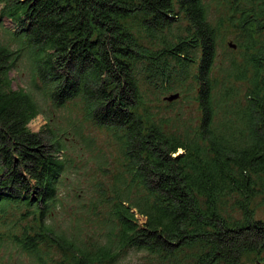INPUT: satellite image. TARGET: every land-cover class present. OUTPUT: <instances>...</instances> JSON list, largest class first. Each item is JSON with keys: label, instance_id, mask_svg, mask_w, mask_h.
Here are the masks:
<instances>
[{"label": "trees", "instance_id": "16d2710c", "mask_svg": "<svg viewBox=\"0 0 264 264\" xmlns=\"http://www.w3.org/2000/svg\"><path fill=\"white\" fill-rule=\"evenodd\" d=\"M23 58L35 92L58 109L78 102L117 148L91 204L105 210L96 240L45 222L65 163L51 132L28 127L34 95L12 88ZM181 91L183 103L167 100ZM263 206L264 0H0V215L34 216L37 231L15 237L23 252L55 249V264L131 251L154 264H264Z\"/></svg>", "mask_w": 264, "mask_h": 264}, {"label": "rangeland", "instance_id": "374dc122", "mask_svg": "<svg viewBox=\"0 0 264 264\" xmlns=\"http://www.w3.org/2000/svg\"><path fill=\"white\" fill-rule=\"evenodd\" d=\"M2 27L9 30L14 28L8 20L2 21ZM10 78L14 90L31 93L39 103L41 113L29 124L30 131L41 132L42 135L51 132L58 139L57 145L61 150L57 159L65 163L63 177L66 176V180L57 191L59 203L51 210V218L45 219L46 224L56 234H65L67 238L74 236L82 242L96 240L103 230L105 210L99 206L95 212L91 204L111 184V176L120 161L116 146L108 134L84 121L78 102L58 109L35 92L28 62L24 58L17 61ZM186 84L190 86L187 81ZM184 94L182 91L178 94L180 103L186 97ZM80 192L81 197L77 198ZM263 211L264 206L259 213L263 215ZM33 219L32 214L26 215L24 208H9L0 215V264H55L60 259V253L55 249L42 248L38 260L17 246L15 237L20 239L24 232L32 235L37 231V228L30 229L35 227ZM116 264L154 263L145 253L131 251Z\"/></svg>", "mask_w": 264, "mask_h": 264}, {"label": "water", "instance_id": "95a60500", "mask_svg": "<svg viewBox=\"0 0 264 264\" xmlns=\"http://www.w3.org/2000/svg\"><path fill=\"white\" fill-rule=\"evenodd\" d=\"M178 98V95H174V96H171L170 98H167V100L169 101V102H171V101H173V100H175V99H177Z\"/></svg>", "mask_w": 264, "mask_h": 264}]
</instances>
